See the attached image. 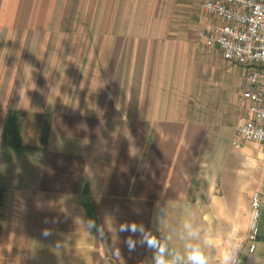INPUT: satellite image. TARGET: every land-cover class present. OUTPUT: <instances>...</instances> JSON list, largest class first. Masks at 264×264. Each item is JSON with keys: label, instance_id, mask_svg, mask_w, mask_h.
<instances>
[{"label": "crops", "instance_id": "0c3cea01", "mask_svg": "<svg viewBox=\"0 0 264 264\" xmlns=\"http://www.w3.org/2000/svg\"><path fill=\"white\" fill-rule=\"evenodd\" d=\"M174 1L0 0V264H264L245 74L190 73Z\"/></svg>", "mask_w": 264, "mask_h": 264}, {"label": "built area", "instance_id": "2783aa9c", "mask_svg": "<svg viewBox=\"0 0 264 264\" xmlns=\"http://www.w3.org/2000/svg\"><path fill=\"white\" fill-rule=\"evenodd\" d=\"M202 11L217 21L204 36L207 44L216 46L225 61L245 74L242 96L250 119L237 127L233 147L239 148L240 141L264 146V0H203ZM251 207L249 252L253 253L260 215L258 193L252 195Z\"/></svg>", "mask_w": 264, "mask_h": 264}, {"label": "rangeland", "instance_id": "374dc122", "mask_svg": "<svg viewBox=\"0 0 264 264\" xmlns=\"http://www.w3.org/2000/svg\"><path fill=\"white\" fill-rule=\"evenodd\" d=\"M201 5L202 0H175L171 6L166 5L167 10L170 8L173 13L167 25L179 30V35L174 36L173 39L179 41L186 39L190 48L193 49L190 52V56L194 57L193 55L195 54L196 59L190 58V73L197 76H211L214 74L220 78H226L227 76L240 78L238 68L223 61L219 51L215 48H210L204 39L209 29L217 23L205 16ZM161 22L163 23V21ZM199 22L206 26L201 38L197 36ZM180 30L186 35L181 36ZM193 51L195 52L193 53Z\"/></svg>", "mask_w": 264, "mask_h": 264}, {"label": "clouds", "instance_id": "9594fccd", "mask_svg": "<svg viewBox=\"0 0 264 264\" xmlns=\"http://www.w3.org/2000/svg\"><path fill=\"white\" fill-rule=\"evenodd\" d=\"M189 259L192 261V264H205L203 256L198 251H193ZM158 264H163V261L158 260Z\"/></svg>", "mask_w": 264, "mask_h": 264}]
</instances>
